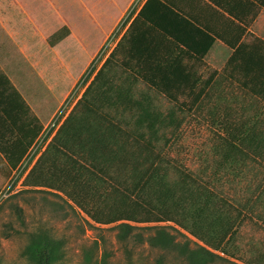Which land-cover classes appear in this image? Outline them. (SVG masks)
Returning a JSON list of instances; mask_svg holds the SVG:
<instances>
[{"label":"crops","instance_id":"crops-1","mask_svg":"<svg viewBox=\"0 0 264 264\" xmlns=\"http://www.w3.org/2000/svg\"><path fill=\"white\" fill-rule=\"evenodd\" d=\"M117 28L111 49L100 55ZM256 39L264 42V0H0V183L15 179L50 120L70 96L63 120L33 158L23 180L72 117L70 150H60L69 155L72 164L82 166L80 180L85 184L77 195L90 197V193H96L101 198L87 211L78 204L79 199L78 203L71 201L91 221L95 222L87 212L99 210L108 198L127 193L125 188L134 181L141 182L132 195L134 200L143 197L144 190L154 194L151 188L158 180L171 185L186 179L202 190L209 180L194 175L160 146L182 128L185 117L180 114L194 112L195 109H189L194 94L182 89L174 102L155 85L183 84L192 78L193 83H198V93L204 83L218 79L233 53L252 49ZM113 55L116 66L112 67L111 80L115 91L107 95L115 99L122 94L123 99L132 103L93 109L82 102L83 97ZM95 58L94 63L99 65L93 75L71 96L95 66ZM201 69L213 71L205 78ZM65 75L71 81L66 89L56 93L55 86ZM236 93L234 96L240 98L244 95ZM158 96L172 105L168 112L156 106ZM52 101L56 107L46 120L47 104ZM136 102L144 103L140 107ZM198 113L207 116L205 109ZM146 117L152 119H143ZM214 138L216 156L215 135ZM132 150L141 153L138 164L148 167L141 178L132 173ZM254 163L264 166L249 161L245 172ZM13 165L17 167L14 169ZM211 184L209 181L206 189L217 199L219 208L202 223L206 234L218 244L216 247L197 237L190 226L170 219L159 223L182 229L221 256L244 264H264V252L254 257L257 263L248 258L245 262L238 245L241 226L264 208V186L244 202L238 201L246 203L242 212L235 205L237 200L216 192ZM258 217L261 219V215ZM120 222L133 223L118 219L110 224Z\"/></svg>","mask_w":264,"mask_h":264},{"label":"trees","instance_id":"trees-1","mask_svg":"<svg viewBox=\"0 0 264 264\" xmlns=\"http://www.w3.org/2000/svg\"><path fill=\"white\" fill-rule=\"evenodd\" d=\"M256 42L250 50L233 53L226 69L218 79L214 83H204L198 93H195L198 83H193L191 77L188 80L190 82L183 84L155 85L174 102H177V93L182 89H187L194 94L189 109H195L194 112H200L203 109L207 111L205 120L214 129L216 137L214 152L218 156L216 161L218 170L229 171V175L232 173L240 175L249 161L264 163V42L259 39H256ZM114 59L115 55L107 61L83 97L82 102L89 104L93 109H100L105 105L128 106L132 103L123 99L122 94L115 99L107 95L115 91L111 80L112 67L116 66ZM231 81L234 83L229 85ZM231 86H237L241 93H244L243 97L234 96V91L228 94L232 91ZM143 103L135 104L141 107ZM71 118L66 121L59 135L25 180L26 185L40 189L26 191L50 194L60 198L72 208L77 207L71 201L77 202L76 200L79 199L80 203H77L85 210L93 209V205L101 202V198L96 193H90V197L77 195L85 184L83 180H80L82 166L72 164L67 154L70 150ZM60 148L67 153H63ZM151 155L153 157V153ZM132 156L135 159L130 165L132 173L135 177L141 178L148 171V167L143 168L139 165L138 160L141 158L139 151L132 150ZM16 167V165L12 166L14 169ZM140 183L134 181L132 186H125L127 193L108 198L99 210L87 213L100 224H110L118 219L132 221L133 223L116 224L117 238L120 242L125 243L133 237L136 241L146 242L150 247L159 249L163 253L174 254L179 264H213L219 259L223 260L219 253L198 242H195L193 247L192 240L188 238L185 242L177 240L176 236L168 231V226L139 227L136 225L159 223L167 219L174 220L181 226H190L197 237L206 239L211 246L216 247L215 245L218 244L214 242L212 236L206 234L202 223L205 217L211 216L214 210L217 211L219 208L217 199L206 189V186L209 187L208 182H204L205 188L202 187V190L198 188V190L186 179L177 180L171 185L165 180H158L151 188V192L154 190L153 196L149 191L144 190L143 197L138 196L137 200H134L132 195L138 190ZM122 184L127 185L128 182H122ZM59 191L66 195H62ZM199 191L203 193L198 195ZM235 205L245 212L246 203L237 201ZM212 219L213 217L208 220ZM138 229H148L152 233L145 237L142 233H135ZM65 253V241L55 236L47 227H38L31 231L23 248V255L27 256L31 264H61ZM165 261V255H163L157 263L165 264Z\"/></svg>","mask_w":264,"mask_h":264},{"label":"rangeland","instance_id":"rangeland-1","mask_svg":"<svg viewBox=\"0 0 264 264\" xmlns=\"http://www.w3.org/2000/svg\"><path fill=\"white\" fill-rule=\"evenodd\" d=\"M95 61L96 58L92 65ZM98 63L90 71L88 70L79 89L91 78ZM212 71L213 69L200 70L205 78ZM70 81L71 79L65 75L60 83L56 84V93L66 89ZM233 91L241 93L238 87H233L229 92ZM155 104L162 112H168L172 107L162 96L155 98ZM55 107L56 102L47 104L46 120ZM181 115L185 117L184 124L177 134L173 137L169 136L168 142L161 143L163 152L182 163L194 175L209 180L216 192H220L228 199L244 202L246 198L256 195V192L264 186V166L251 164L247 172L243 169L240 175L232 173L233 176H230L229 171H221L218 174L216 156L213 153L214 129L198 112ZM48 128L50 129V126ZM26 173L23 172L18 179H13L14 186L13 181L6 180L0 183V264H31L27 256L23 255V248L28 241L29 233L38 227L49 228L55 236L65 241L66 253L61 264H158L157 260L163 255L166 259L165 264H179L174 254L163 253L159 249L150 247L146 242L136 241L133 237L125 243L120 242L117 238L116 224L102 225L93 222L79 209L70 207L60 198L33 191L40 188L25 184L23 177H26ZM27 189L33 190L26 191ZM257 212L259 213L251 215L239 230L238 245L245 262L248 259L256 262L254 257L264 252V208H260ZM258 215H261V219ZM136 225L168 226V231L175 235L177 240L185 242L188 238L192 240L193 247L197 242L172 224ZM135 233H142L147 237L152 231L138 229ZM222 257L223 260L219 259L213 264H244L243 261Z\"/></svg>","mask_w":264,"mask_h":264},{"label":"built area","instance_id":"built-area-1","mask_svg":"<svg viewBox=\"0 0 264 264\" xmlns=\"http://www.w3.org/2000/svg\"><path fill=\"white\" fill-rule=\"evenodd\" d=\"M117 35H118V28L117 30L108 38L107 42L105 43L100 55L107 53L112 45L114 44V42L117 39ZM93 67H91L92 69ZM90 69V70H91ZM89 70V71H90ZM84 81L81 80V82L78 83V85L74 88L73 93L71 94V96H74L75 93L78 91L80 85L82 84V82ZM69 102H70V96L69 98L62 104V106L60 107V109L56 112V114L53 116V118L50 120V125L48 124V126H50V129L47 126V130L44 134V136L40 139V141L35 145V147L33 148V150L31 151L30 156L28 157V159L26 160V162L24 163V165L20 168L19 173L17 175H15V179H18L21 175V173L26 172L28 170V166L32 163L33 158L38 154V152L43 149V147L45 146V144L48 142L49 138L51 137V135L53 134L54 130L57 128V126L60 124V122L63 120L66 111L69 107ZM31 162V163H30ZM15 181L12 182V185L14 186ZM12 187V186H11ZM10 189V188H9Z\"/></svg>","mask_w":264,"mask_h":264}]
</instances>
